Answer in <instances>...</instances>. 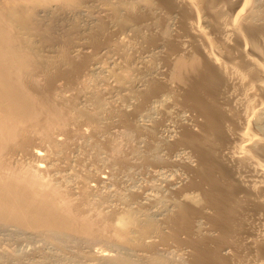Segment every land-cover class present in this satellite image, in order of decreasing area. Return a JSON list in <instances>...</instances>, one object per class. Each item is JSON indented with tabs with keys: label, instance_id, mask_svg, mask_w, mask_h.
<instances>
[{
	"label": "bare ground",
	"instance_id": "1",
	"mask_svg": "<svg viewBox=\"0 0 264 264\" xmlns=\"http://www.w3.org/2000/svg\"><path fill=\"white\" fill-rule=\"evenodd\" d=\"M0 232L264 264V0H0Z\"/></svg>",
	"mask_w": 264,
	"mask_h": 264
},
{
	"label": "rangeland",
	"instance_id": "2",
	"mask_svg": "<svg viewBox=\"0 0 264 264\" xmlns=\"http://www.w3.org/2000/svg\"><path fill=\"white\" fill-rule=\"evenodd\" d=\"M72 162H74V161H71V163ZM120 176V175H119ZM122 176V175H121ZM120 176V177H121ZM141 174H139V172L138 171H136V172H133L132 173V177H130L129 179L131 180H137V181H139V180H141L142 178H141ZM123 177V176H122ZM124 178V177H123ZM126 178H128V176L126 177ZM134 178V179H133ZM4 232H0V264H66L67 262V264H77L78 262H80V263H83L84 262V264H95L96 262H97V260L95 259L94 260V256H95V254L97 253V249H100V248H103V246H101V245H98L97 244V246L95 245V244H93V246L91 245V246H89V247H86V249H85V247H82V249L84 250H82L83 252H85V253H80V255H82L81 257H80V255L79 256H77V258L75 257L74 259L72 258V257H68L69 258V260H67V259H65V258H67V256H69V255H64L63 256V258H64V260H62V261H60V262H58L57 261V263H56V259H54V258H56L55 256H57V257H59V256H62L63 254L62 253H60V251L59 250H57L52 244H50V243H48V242H45V241H41L40 239H38V242H37V239L36 238H34L33 239V243H32V239H30L29 237H27V235L26 234H21V235H15V236H13L12 237V235L13 234H9V233H5V234H3ZM23 235L25 236V237H23ZM17 237V238H16ZM18 237H20V238H22V239H20V238H18ZM27 237V238H26ZM29 238V239H28ZM40 240V241H39ZM36 243V244H35ZM35 246H34V245ZM40 245V246H39ZM32 246V247H31ZM37 246V247H36ZM96 246V247H95ZM35 247V248H34ZM38 248V249H37ZM89 248H91V249H89ZM36 249V250H35ZM93 249V250H92ZM106 249H108V251L111 249H109V247H107ZM35 251V253H34V251ZM40 252H39V251ZM71 250H73V252L70 251ZM68 250V252L69 253H73V254H75L76 252H75V250L73 249V248H71L70 247V249ZM112 250V253H115V248L114 249H111ZM28 252H31V253H28ZM39 252V254H37V253ZM75 252V253H74ZM92 252H94L93 254H91ZM34 253V254H33ZM42 253V254H41ZM46 253L48 256L50 255L51 256V258L52 259H50L46 254V257H48V258H46L45 256H43L44 254ZM58 253V254H57ZM32 255V257H31V255ZM54 254H56V255H54ZM61 254V255H60ZM29 255V256H28ZM37 255V256H36ZM41 257H40V256ZM53 255V256H52ZM85 257H84V256ZM39 256V257H38ZM26 257V258H25ZM29 257V258H28ZM38 257V258H37ZM46 258V259H43V258ZM82 257H84V259L82 258ZM91 257V258H90ZM41 258V259H40ZM72 258V259H71ZM38 259V260H37ZM48 259V260H47ZM93 259V260H92ZM19 260V261H18ZM36 260V261H35ZM41 260V261H40ZM43 260V261H42ZM58 260V259H57ZM71 260H73V262H71L70 263V261ZM79 260V261H78ZM18 261V262H17ZM46 261V262H45ZM76 261V262H75ZM35 262H37V263H35ZM62 262H64V263H62ZM79 263V264H80Z\"/></svg>",
	"mask_w": 264,
	"mask_h": 264
}]
</instances>
